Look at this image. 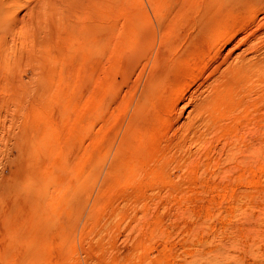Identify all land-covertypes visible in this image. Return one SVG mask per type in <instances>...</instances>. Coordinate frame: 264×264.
<instances>
[{"label":"rangeland","instance_id":"1","mask_svg":"<svg viewBox=\"0 0 264 264\" xmlns=\"http://www.w3.org/2000/svg\"><path fill=\"white\" fill-rule=\"evenodd\" d=\"M159 1L0 0V182L18 176L0 192V264H264V126L250 114L187 142L189 164L165 175L131 156L108 174L148 55L123 79L125 63Z\"/></svg>","mask_w":264,"mask_h":264},{"label":"bare ground","instance_id":"2","mask_svg":"<svg viewBox=\"0 0 264 264\" xmlns=\"http://www.w3.org/2000/svg\"><path fill=\"white\" fill-rule=\"evenodd\" d=\"M168 1L155 6L153 27L150 21L142 20L145 29L155 30L137 38L125 63L123 79L128 77V70L137 68L143 55H148L144 58L149 67L140 86L126 85V109L114 123L106 145L112 152L108 174L117 179L127 173L128 156L134 158L129 162L135 164L131 168L134 172L140 171L137 166L142 163L147 174L159 170L165 175L169 162H188L189 152L178 154L186 149L187 142L203 143L214 133L212 129L229 126L222 123L227 119L237 126L242 118H249L247 113L254 122L251 125L264 126V0ZM100 35L104 47L108 31ZM183 100L190 110L180 121L184 110L178 116L176 112ZM116 126H122L121 132ZM144 129L147 132L137 140V133ZM98 155L96 162L104 161ZM17 177L6 174L0 192L11 191Z\"/></svg>","mask_w":264,"mask_h":264}]
</instances>
